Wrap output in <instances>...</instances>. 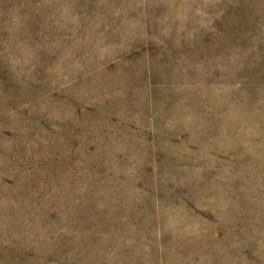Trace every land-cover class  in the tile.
I'll list each match as a JSON object with an SVG mask.
<instances>
[{
    "label": "rangeland",
    "instance_id": "obj_1",
    "mask_svg": "<svg viewBox=\"0 0 264 264\" xmlns=\"http://www.w3.org/2000/svg\"><path fill=\"white\" fill-rule=\"evenodd\" d=\"M0 264H264V0H0Z\"/></svg>",
    "mask_w": 264,
    "mask_h": 264
}]
</instances>
